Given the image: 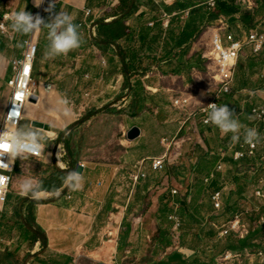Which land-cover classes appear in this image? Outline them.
Listing matches in <instances>:
<instances>
[{"label":"crops","instance_id":"obj_1","mask_svg":"<svg viewBox=\"0 0 264 264\" xmlns=\"http://www.w3.org/2000/svg\"><path fill=\"white\" fill-rule=\"evenodd\" d=\"M167 1L150 0L151 6H147L149 8L138 5L136 13L126 22L131 30L130 35L115 44L100 48L94 41L98 23L103 19L110 23L119 18L116 9L111 7L119 5L121 0H43L39 6L36 5V0H0V25L4 22L7 24V33L0 30V94H8L7 100L0 106L1 119L10 97L8 81L13 75L11 62L23 56L32 37V33L22 34L12 29L11 15L25 10L33 16L41 14L47 23L55 14L62 12L67 13L77 26L80 46L59 55L61 60H66L72 59L68 54L72 57L77 54L74 62H63L55 68V72L49 69L51 61L48 56H44L47 51H43V46H48L47 28L41 27L33 32L36 38L41 34L40 57L34 64V78L38 80V87L34 85V92L39 97L41 106L38 107L37 103L38 110H35L33 116L28 115L26 110L25 120L31 125L33 121L46 123V112L52 110L51 100L54 101L53 111L57 118H52L55 122L50 124L52 132L43 131V136L47 138L46 152L40 160L46 165H53V150L59 146L63 154L57 152L56 160L58 163L61 160L63 166L58 164L60 169L41 180V184L46 183L44 181L50 176L58 175V171L66 174L68 171H76L78 165L83 166V170L77 172L82 177L79 190L70 191L65 188L59 196L53 195L57 189L45 190L42 195L44 198L27 200L39 201L31 208L28 203L19 202L21 196L17 203L11 205L8 212L13 223L6 225V233L3 231L6 229L5 223L0 220V241L5 244L1 250L7 251L1 253L0 264H19L13 255L8 254L16 240L20 244L30 245L25 263L20 264H172L171 258L178 252L190 264L197 260L214 264L217 260V255L211 256V261L205 260L203 254L206 251L202 252L192 245L179 247L177 239H181L182 234L177 232L176 236L173 234L175 239L172 237L171 230L176 229L174 222L164 226L160 222L132 223L127 219L131 207L126 198L129 175L124 169L131 168L133 172H137L149 167L156 171L153 167L155 160L163 159L164 164L168 163L170 145H166V140L187 134L191 123L188 122V115L178 110L174 102L181 96L180 88L186 89L192 82L189 70L196 63L193 59L184 61L182 58L187 54L191 55L193 42L183 48H173L166 44L172 31L169 28L171 18L179 15L186 24L191 11L173 12L169 15L168 28L164 27L163 19L151 28L150 24L153 23L148 21L157 17L147 19L146 14L150 10L154 14L162 13L164 18L167 13L162 6H172L177 0H169L173 1L171 4H167ZM202 2L200 3L208 8V0ZM50 4H54V7L47 11ZM241 8L246 13L253 12L242 5ZM86 9L93 10L94 14L86 17ZM259 15L260 13L254 17L250 25L244 23L241 15H236L233 19L223 17L221 20H227V27L223 31L219 30L221 20L217 21L214 25L219 24V27L214 29L215 35L219 34L224 39H227L228 34L238 38L245 37L252 31H258ZM246 31L248 34L242 35ZM174 32L180 35L182 31ZM225 44L228 42L225 41ZM248 83L249 81L243 86ZM64 86H70L69 93L65 95ZM244 89L241 91H245ZM259 92L261 90L252 94L254 96ZM188 96L186 94L183 97L189 98ZM61 97L73 102V110H68L67 115L57 102ZM254 107L250 108V113ZM133 127L140 128L141 136L135 141H128L127 133ZM67 142L69 147L66 148ZM223 155H219L221 160L218 166L205 173V185L215 188L212 195L225 187V184H217V175L221 172L218 167L228 157L226 154L223 160ZM211 161L210 158L202 159L195 167L196 170H201L206 162L212 165L217 162ZM212 174L215 178L207 183L206 179ZM58 183L60 184L56 186L59 189L62 187V180ZM10 195L9 193L7 203L12 197ZM22 198L26 200L25 197ZM194 204L191 207L182 203V209L179 210L187 212L192 208L198 209L197 202ZM214 211L217 212L215 207ZM21 220L23 224H19ZM13 232L19 236H14ZM222 232L215 245L216 249L221 240L230 236L222 237ZM167 233L173 243L170 247L160 243L162 235ZM201 233L198 234L200 238ZM4 235L8 236L5 238ZM167 249L170 254L165 252Z\"/></svg>","mask_w":264,"mask_h":264},{"label":"rangeland","instance_id":"obj_2","mask_svg":"<svg viewBox=\"0 0 264 264\" xmlns=\"http://www.w3.org/2000/svg\"><path fill=\"white\" fill-rule=\"evenodd\" d=\"M257 1L255 9H257L260 0ZM171 3L173 1H167V4ZM138 5V7H143L144 5L146 7L151 6L150 0H139ZM117 6L119 5L111 8L116 9ZM142 9L145 10V8ZM146 14L147 19L154 16L157 17V19H150L148 21L153 23L151 28L161 23L162 19L165 20L162 13L154 14V12L148 10ZM257 19H259L257 30L260 33H264V7L261 9ZM180 21H182V25L185 22L181 16ZM216 27H219V24L204 25L191 45V55L187 54L186 57L182 58L184 61L193 59L196 65L189 70L190 77L192 78L190 86L186 89L180 88L179 94L182 97L188 94V97L192 99L195 106L207 105L217 94L220 76L218 72L219 65L216 57L211 55L214 53V29ZM221 27L222 25L220 24L219 30L223 31ZM176 30H181V28L176 27ZM92 32L94 33V31ZM234 32L237 34L236 31ZM245 34H248V31L242 35ZM33 36L34 33H32L31 39ZM40 37L41 34L37 38V60L40 57ZM225 39L224 41H226ZM43 47V51H47L48 46L45 45ZM251 50L249 46L244 49L239 63L235 67L231 86L232 93L224 95L220 99V105H227L229 110L234 113V117L241 124L239 140L234 141L232 133L224 134L214 124L205 125L202 122V118H199L197 121L190 123L189 129L187 128L186 131L187 134L166 140V145H170V152L167 159L168 163L162 169L154 171L148 167L145 170L147 176L137 183L133 182L130 178L133 169H124L129 175L126 182V198L131 207V211L127 215L128 221L132 223L160 222L166 226L169 223L172 224L174 221L171 217L177 215L182 222V227L179 231L171 230V233L172 237L173 234L176 236L177 232L182 234V238L177 239L179 242L178 246L192 245L195 248H200L202 252L206 251L203 254V258L208 261H211V256L217 255V260L214 264H264V121H258L250 113V108L264 104V47L258 55H254ZM76 55L74 54V57H72L68 54V57L72 59L66 60H61L59 55L49 57L51 62H49L48 67L52 72H55V68L60 64L62 65L63 62H74L73 59ZM44 56L47 57V53ZM258 79L261 81H258ZM247 81H249L248 85L243 86ZM34 85L38 87V80L35 78ZM69 89L70 86H64V95L67 92L69 93ZM242 89L245 91H241ZM257 90H261V92L253 96ZM7 97V93L0 94V106L7 100ZM61 101H65V98L61 97L57 101L61 108H65V105L61 104ZM66 101L67 110L72 112L73 102L69 98ZM38 103V107H40L39 99ZM51 103L52 110L48 111L49 113L46 112L48 117H45V121L53 125L55 124L54 119L57 117L53 111L54 101L51 100ZM20 127L30 129L42 135L44 134L43 131L33 128L28 120H24ZM247 129H254L258 134V140L255 142L258 149L256 158L253 160L249 159L248 163L245 162L246 160L235 163L232 158L233 152L239 151V146L245 144L243 134ZM57 152L63 154L59 146H57L53 150L54 161L51 166L44 164L41 161L42 159L34 160L26 158L25 160L19 159V162H17V168L14 171V178L9 192L11 194L10 197H12L8 203L5 202L0 206V220L2 223H5L6 229L3 230L5 233L8 229L6 225H12L13 223L9 218L10 213L8 212L11 205L17 203V199L20 196L21 198L25 197V199L31 198L20 194L21 181L31 177L40 182L60 169L58 165L60 162L58 163L56 160ZM222 154H227L228 157L223 161V170L217 175V184L223 186V184L230 183L233 185V190H236L234 184L235 173L243 178L247 177L248 181H242V184L246 181L247 186H245V190L241 196L232 195V192H229L225 197V208L215 213L211 198L215 188L214 186H206L204 177L208 170L218 166L221 160L219 155ZM58 155L60 156L61 154ZM206 158L217 162L214 165L211 163L207 164L206 162L201 170H196L197 164ZM174 191H177V193L175 194ZM41 197L44 198L43 196ZM186 202L191 207L197 202L199 208L196 210L192 208L191 211L187 212L184 209L180 211L182 203ZM237 218L240 220L241 226L243 225L244 227V234H254L251 242L256 246L241 254H231L230 252L222 254V246L216 249L215 245L219 242L221 232ZM199 233H201L202 238L198 235ZM13 235L19 236L15 232H13ZM173 238L175 239V237ZM19 244V241L16 240L8 254L13 255L14 260L16 259L20 264L25 263V259L29 253L27 250L30 245L29 243H21L19 246ZM4 247L5 244L0 241V255L1 253H7V251L1 250ZM146 248L148 247L146 246ZM165 252L170 254L169 249L165 250Z\"/></svg>","mask_w":264,"mask_h":264},{"label":"built area","instance_id":"obj_3","mask_svg":"<svg viewBox=\"0 0 264 264\" xmlns=\"http://www.w3.org/2000/svg\"><path fill=\"white\" fill-rule=\"evenodd\" d=\"M46 1V0H44ZM240 5L245 7L247 10L254 11L257 6V0H239ZM219 0H208L207 6L210 11L218 7ZM94 14V11L91 9L85 10V16L90 17ZM42 18L41 14L38 15ZM164 27L168 28L170 16L164 14ZM8 20V19H7ZM227 24V20H221V25L223 30ZM6 23L0 25V30L2 33H7ZM152 25V24H150ZM94 29V28H92ZM226 41L228 44H225L224 39L219 35H215L214 39V53L211 55L216 57L218 62V72L219 84L218 90L215 98H213L207 105L204 106H195L191 99L187 97H178L174 106L180 110L185 115H188V122L197 121L199 118H202V122L205 125H210L212 123H205L209 110L212 107V104L220 105V99L224 95L232 93V83L235 67L246 47H251L253 54L261 53L264 47V33L258 31L250 32L247 37L238 38L233 34H228ZM38 53V43L37 38L34 34L33 38L29 40L27 48L21 58L15 59L11 62L13 75L8 81V88L10 90L9 102L7 104L3 118L0 121V204H4L8 200V195L10 192V186L13 181V174L16 168L17 158L12 160L10 157V147L4 148L3 145L7 143L5 129L9 126L12 128H19L22 122L25 120V114L28 105L31 103V100L34 98V64L36 61ZM87 97L89 95L87 94ZM253 116L260 122L264 121V105L256 106L252 109ZM187 123L184 125L186 126ZM257 146L256 144L249 145L245 143L241 146V149L233 153V160L235 163H240L246 159H255L257 155ZM44 152H35L30 154L28 157L34 159H42L45 155ZM226 154L222 156L224 160ZM6 163L9 166L3 167L2 165ZM165 166L164 160H155L153 167L156 170L162 169ZM219 171L223 170V165L221 164L218 167ZM147 174L143 170L133 172L130 174L133 182L137 183ZM215 178V175L212 174L209 178L206 179L207 183H210ZM233 191V185L230 183L225 184V187L215 192L212 195V201L217 212L222 211L225 208V196L229 192ZM176 194L177 191H174ZM171 219L175 222V230L179 231L182 227V222L180 218L175 215ZM244 227L241 226L240 220L237 218L235 221L231 222L223 232L222 237H227L234 233L238 235L239 238L244 239L249 233L244 234Z\"/></svg>","mask_w":264,"mask_h":264},{"label":"clouds","instance_id":"obj_4","mask_svg":"<svg viewBox=\"0 0 264 264\" xmlns=\"http://www.w3.org/2000/svg\"><path fill=\"white\" fill-rule=\"evenodd\" d=\"M41 3H43V0H36L37 6ZM53 7L54 4H50L47 11H51ZM11 21L12 29L22 34L33 33L40 30L41 27H46L48 30V57L66 54L80 46L81 38L78 28L67 13L60 12L55 14L54 18L46 23L39 16L34 17L31 13L23 10L14 12L11 15ZM61 104L65 105L64 114L67 115V101H61ZM205 123L214 124L224 134L232 133V139L234 141L240 139L239 132L241 124L238 119L234 117V113L231 112L225 104L222 106L212 104ZM4 132L7 133V143L4 145H6L7 148L10 147L9 155L12 160L16 158L25 160L32 153L44 152L47 138L41 133L34 132L24 127L12 128L11 126L5 129ZM243 138L245 143L252 145L258 140V134L254 129H247L243 134ZM2 166L8 167L9 165L4 163ZM61 180L62 187L53 193L55 196H59L65 188L70 191L79 190L82 177L81 174L72 170L68 171ZM44 191L42 184L31 177L23 179L20 183V194L22 196L39 199L44 194Z\"/></svg>","mask_w":264,"mask_h":264},{"label":"trees","instance_id":"obj_5","mask_svg":"<svg viewBox=\"0 0 264 264\" xmlns=\"http://www.w3.org/2000/svg\"><path fill=\"white\" fill-rule=\"evenodd\" d=\"M203 0H177L172 6L163 5L162 8L168 15H172L173 12L180 11H191V16L186 24L182 25V21H180V16H174L171 18L170 22V31L171 36L166 43L167 46H173V48H183L186 45L191 44L200 33L202 26L206 24H215L217 21L223 19V17L233 19L236 15H241L242 20L246 24H252V21L256 15H258L261 11V8L264 6V0L259 1V5L257 9L253 12H244L241 8L239 0H228L223 1L219 0L218 7L212 11L208 10L206 5H203ZM202 2V3H200ZM137 0H121L119 6H117L116 11L118 13L116 20L107 23L105 20H100L97 27V37L94 39L96 45L100 48H105L111 44H115L118 40L123 37L130 35L131 30L127 27L126 22L136 13L138 10ZM179 16V17H178ZM176 27L181 28L180 35H176ZM253 27V26H251ZM34 94V93H33ZM36 95V94H34ZM87 119L84 118V120ZM83 121V120H82ZM69 147V143H66V148ZM249 159H246V163H248ZM253 160V159H251ZM202 166V165H201ZM200 168V166L198 167ZM65 175L62 171H58V175H52L49 179H47L46 183L42 184L44 190H56L58 189L60 183H58L62 176ZM239 174L234 175V184L236 186V190L231 191L232 195L241 196L245 190V186H247V177L238 176ZM246 180L243 184L242 181ZM24 200L23 198H19V201H23L22 203H28L29 207H33V205L38 200H32L30 202ZM187 203V202H186ZM184 206V205H183ZM20 216V214H17ZM29 223V221H28ZM25 223L28 227L29 224ZM19 224H23L22 220ZM32 226V224H31ZM162 233V232H161ZM163 234V233H162ZM163 239H160L161 245L165 247H170L173 243L170 241V235L164 234L162 235ZM254 234L250 233L247 238L239 239L236 238L234 234H231L229 237L221 240L218 247L222 246V253L231 252L233 254H241L246 250H250L254 248L256 245L253 244L252 238ZM172 264H190L183 254L175 253L171 258ZM194 264H208L203 262L202 260H197Z\"/></svg>","mask_w":264,"mask_h":264},{"label":"water","instance_id":"obj_6","mask_svg":"<svg viewBox=\"0 0 264 264\" xmlns=\"http://www.w3.org/2000/svg\"><path fill=\"white\" fill-rule=\"evenodd\" d=\"M31 102L37 103L36 98L34 97ZM32 127L38 130H42L45 132H52V126L50 124L41 122V121H33ZM141 136V130L139 127L131 128L127 133V140L128 141H135ZM83 170V166L78 165L76 167V172H81Z\"/></svg>","mask_w":264,"mask_h":264},{"label":"bare ground","instance_id":"obj_7","mask_svg":"<svg viewBox=\"0 0 264 264\" xmlns=\"http://www.w3.org/2000/svg\"><path fill=\"white\" fill-rule=\"evenodd\" d=\"M33 96L36 98L37 100V103H38V99L37 97L33 94ZM37 103H33L31 102L28 107H27V110H28V115H32L35 113V110L38 108L37 107ZM38 110V109H37ZM60 164L63 166V162L61 160H59Z\"/></svg>","mask_w":264,"mask_h":264},{"label":"snow or ice","instance_id":"obj_8","mask_svg":"<svg viewBox=\"0 0 264 264\" xmlns=\"http://www.w3.org/2000/svg\"><path fill=\"white\" fill-rule=\"evenodd\" d=\"M3 147H4V148H7V146H6V145H3Z\"/></svg>","mask_w":264,"mask_h":264}]
</instances>
